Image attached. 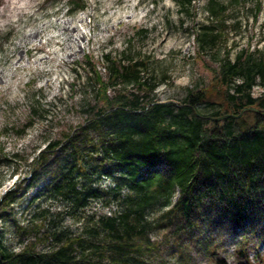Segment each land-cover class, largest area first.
Returning <instances> with one entry per match:
<instances>
[{
	"label": "rangeland",
	"instance_id": "rangeland-1",
	"mask_svg": "<svg viewBox=\"0 0 264 264\" xmlns=\"http://www.w3.org/2000/svg\"><path fill=\"white\" fill-rule=\"evenodd\" d=\"M212 7L225 9L215 14ZM64 22L69 29L61 27ZM246 48L264 59V0H0L3 247L17 253L26 239L47 252L73 239L68 254L87 264L99 258L96 245L111 240L103 218L120 217L122 226V216H142L153 247L140 257L150 264H239L235 246L243 230L225 227L208 255L202 233L177 236L178 219L162 223L168 209L163 199L141 212L136 183L144 193V168L136 176L128 167L113 177L102 175L104 147L116 141L112 127L72 140L65 134L85 122L84 108L95 102L96 74L109 78L114 62H136L142 79L154 84L143 100L175 112L190 90L220 88L215 74L221 62ZM263 89L258 80L252 92ZM118 90L138 91L134 81L121 80L110 94ZM196 108L205 112L206 106ZM59 139V146L48 147ZM19 186L11 202L7 194ZM89 187L99 194H89ZM180 193L175 187L171 200ZM17 224L29 231L21 233ZM247 228L250 259L256 261V250L264 257V241L253 239V232L264 230V223Z\"/></svg>",
	"mask_w": 264,
	"mask_h": 264
},
{
	"label": "trees",
	"instance_id": "trees-1",
	"mask_svg": "<svg viewBox=\"0 0 264 264\" xmlns=\"http://www.w3.org/2000/svg\"><path fill=\"white\" fill-rule=\"evenodd\" d=\"M78 5L84 8L83 3ZM224 9L212 7L215 14ZM215 79L220 88L190 90L174 112L170 105L143 100L154 84L142 79L136 62L123 67L114 62L109 78L96 74L95 102L84 108L85 122L65 136L72 140L75 135L89 136L91 129L100 131L103 125L112 127L116 141L104 147L102 175L113 177L115 172L128 167L136 176L144 168L146 191L141 193L142 186L136 183L141 212L163 199L168 209L162 214L166 219L162 223L178 219L181 224L175 228L177 236L190 234L196 238V234L202 233V246L208 255L215 252L225 227L243 230L235 246L238 258L243 259L239 264H264L260 250L255 252L256 261L250 259L247 228L264 223V114L245 112L241 117L212 119L227 113L238 114L252 104L264 109V94L259 98L252 96L258 80L264 86V59H255L250 48L243 49L236 59L221 62ZM118 80L134 81L138 91L118 90L111 95V86ZM143 89L146 92L141 94L139 90ZM200 103L205 104V112L196 108ZM62 142L51 141L48 147L54 149ZM175 187L181 193L172 201ZM20 190L21 186L7 194L11 202ZM88 192L99 194L92 187ZM127 217L122 216V226L120 217L102 219L111 240L97 244L98 260H88L87 264H150L140 257L145 249L153 247L145 235L148 223L142 216ZM17 228L21 233L29 231L19 224ZM37 228L35 224L31 229ZM253 234V239L264 241L262 228ZM73 242L67 240L54 250L38 252L35 241L23 239L24 247L13 253L0 240V264H80L81 259L67 252ZM106 255L108 260L103 261Z\"/></svg>",
	"mask_w": 264,
	"mask_h": 264
},
{
	"label": "water",
	"instance_id": "water-1",
	"mask_svg": "<svg viewBox=\"0 0 264 264\" xmlns=\"http://www.w3.org/2000/svg\"><path fill=\"white\" fill-rule=\"evenodd\" d=\"M245 112H257V113L264 114V109L258 107L255 104H252V105H248V106H245L244 108H242L238 114L227 113V114H223V115L218 116V117H212V119L213 120H222V119L230 117V116L241 117Z\"/></svg>",
	"mask_w": 264,
	"mask_h": 264
},
{
	"label": "built area",
	"instance_id": "built-area-1",
	"mask_svg": "<svg viewBox=\"0 0 264 264\" xmlns=\"http://www.w3.org/2000/svg\"><path fill=\"white\" fill-rule=\"evenodd\" d=\"M264 94V89L262 90V92L260 93H258V94H256V95H254V92H252V96L254 97V98H259L260 96H262Z\"/></svg>",
	"mask_w": 264,
	"mask_h": 264
},
{
	"label": "bare ground",
	"instance_id": "bare-ground-1",
	"mask_svg": "<svg viewBox=\"0 0 264 264\" xmlns=\"http://www.w3.org/2000/svg\"><path fill=\"white\" fill-rule=\"evenodd\" d=\"M67 24H68L67 22H64V23L61 25V27H62L63 29H69L70 26L67 27Z\"/></svg>",
	"mask_w": 264,
	"mask_h": 264
}]
</instances>
